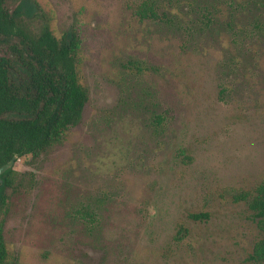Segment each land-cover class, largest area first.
I'll return each instance as SVG.
<instances>
[{
  "label": "rangeland",
  "instance_id": "374dc122",
  "mask_svg": "<svg viewBox=\"0 0 264 264\" xmlns=\"http://www.w3.org/2000/svg\"><path fill=\"white\" fill-rule=\"evenodd\" d=\"M142 1L8 3L58 38L76 30L89 92L63 144L15 165L36 183L12 199L10 264H264L246 200L264 183V36L241 52L220 27L140 20ZM153 112L167 114L159 134Z\"/></svg>",
  "mask_w": 264,
  "mask_h": 264
},
{
  "label": "trees",
  "instance_id": "16d2710c",
  "mask_svg": "<svg viewBox=\"0 0 264 264\" xmlns=\"http://www.w3.org/2000/svg\"><path fill=\"white\" fill-rule=\"evenodd\" d=\"M11 0H0V168L14 157L40 158L64 143L66 133L83 120L89 92L80 83L81 39L76 30L58 38L49 25L38 28L24 17L22 9L10 11ZM140 20H151L191 36L193 30L224 29L241 52L247 42L264 36V0H143L136 8ZM228 15L226 19H223ZM240 17L244 18L239 25ZM242 63L232 59L226 70L241 72ZM153 70L155 68L153 67ZM227 89H221V98ZM158 107L153 103V110ZM167 121V114L153 112V132ZM36 175L15 168L0 184V264H10L4 228L13 196L32 188ZM264 232V183L246 199ZM84 217L93 218L89 211ZM196 221L209 215H192ZM254 259L264 262V238L256 244Z\"/></svg>",
  "mask_w": 264,
  "mask_h": 264
},
{
  "label": "water",
  "instance_id": "95a60500",
  "mask_svg": "<svg viewBox=\"0 0 264 264\" xmlns=\"http://www.w3.org/2000/svg\"><path fill=\"white\" fill-rule=\"evenodd\" d=\"M18 161V157H14L9 163L0 168V184L3 183L2 176L9 170L15 168V165Z\"/></svg>",
  "mask_w": 264,
  "mask_h": 264
}]
</instances>
